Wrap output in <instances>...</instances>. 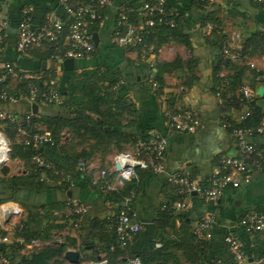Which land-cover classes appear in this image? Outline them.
I'll return each mask as SVG.
<instances>
[{
    "label": "crops",
    "instance_id": "1",
    "mask_svg": "<svg viewBox=\"0 0 264 264\" xmlns=\"http://www.w3.org/2000/svg\"><path fill=\"white\" fill-rule=\"evenodd\" d=\"M111 1V5L100 12L102 25L93 32L98 38L97 45L94 43V56L87 60H76L74 70L67 72L63 63H54L50 59L41 63L39 53L30 52L26 56L18 57L15 52L16 27L21 9L30 8L34 26L37 27L48 12L56 10L61 14L56 8L55 0H0V17L9 21L3 60L16 62L22 71L42 75L45 79L54 76L62 97L68 92L69 83L75 74L101 69L107 73L108 82L117 81L114 84H117V88L113 89V86L111 90L117 98L127 100L135 114L130 117L131 124L117 131L132 137L156 130L168 139L165 170L161 173L139 171L141 182L135 209L141 231L129 242L125 250L126 258L120 254L110 264H126L127 258L148 252L162 232L171 228L174 231H189L187 227L182 228L180 217L187 226L195 227L201 219L209 215L213 217L211 238L200 250H188V245H170L166 249L165 260L149 264H235L224 242L227 232H233L239 237L245 255L244 264H264V230L261 233L248 234L238 224L247 215H256L264 221V166L259 169L253 167L251 182L238 189L226 190L216 205L193 195L187 208L174 211L170 218L161 217L175 200L174 188L166 182L169 173L188 171L198 181L206 183L216 170L218 158L221 155H235L237 152L229 127L242 126L240 116L246 109L235 101L224 108L214 89L217 78L224 77L222 79L233 81L230 93L227 94L232 97L236 96L240 84H250L252 104L264 118V85L253 83V72L246 63H225L220 49L214 45L220 35L219 30L225 36L238 31L244 35V39L246 35L264 33V3L255 0H209L207 6L199 7L197 0H167L169 10L180 13L177 34L171 36L159 31L152 33L146 39L148 48L143 49L123 48L113 44L118 7L127 5L132 9L138 8V4L137 0ZM208 17L218 20V31L214 34L206 28L205 21ZM130 21L135 25L139 23L135 12L130 14ZM260 39L255 37V44L247 43V47L251 53L250 59L264 70L260 61L264 45ZM243 43L245 44V40ZM176 59L180 63L174 66L172 63ZM154 77L161 80L158 89L150 87L149 81ZM57 108L56 105H40L36 116L45 113L54 116ZM0 109L25 114L29 106L26 103H0ZM180 109L199 118L201 126L195 133H179L169 128L168 115ZM224 123L228 124L227 127H224ZM36 126L49 131L41 123ZM249 140L264 153V134ZM86 144V141L80 143L75 150L82 155L87 154L90 146ZM109 147L113 149L112 145ZM41 152L51 163L68 170L72 178V188L62 190L58 187L65 189V185L61 184L63 174L57 184H51L52 178L48 179L40 174V181H46L48 185L58 189L44 192L18 189L14 192L19 199L15 203L23 210L22 224L30 235L20 252L21 257L26 259L24 264H72L64 255L67 251L76 250L81 253L79 264H91L98 257H105L109 242L113 239L112 221L116 207L105 201L81 176H77L80 175L79 172L66 165L58 154L44 148ZM26 166L28 165H25L19 175L12 173L9 178L27 176L32 165L29 168ZM4 188L7 189L0 186V194ZM68 192H72L71 198L67 197ZM73 199L86 205L88 211L81 219L80 231L70 233V238L76 239V243L59 252L60 246L67 244H62L66 237L62 234L63 230H58V225L64 222L60 217L69 219L68 205ZM54 203H61L62 207H49ZM56 251L58 253L54 255ZM16 261L19 262V259Z\"/></svg>",
    "mask_w": 264,
    "mask_h": 264
},
{
    "label": "built area",
    "instance_id": "2",
    "mask_svg": "<svg viewBox=\"0 0 264 264\" xmlns=\"http://www.w3.org/2000/svg\"><path fill=\"white\" fill-rule=\"evenodd\" d=\"M207 6L209 0H197ZM264 3V0H255ZM56 8L62 11V17L56 10L48 12L42 23L34 26L30 8L23 7L16 27L15 52L18 57L29 54L36 48L50 44L53 48L49 59L54 63H63L67 59H91L96 50L93 41L94 29L102 25L101 10L110 6L111 0H55ZM138 8L120 5L117 9L116 27L112 42L123 48L147 49L148 35L163 28L176 29L180 13H172L168 8L167 0H137ZM137 14L138 24H132L130 14ZM9 21L0 17V103L16 105L26 103L29 106L27 113L17 115L0 109V148L6 150V157L0 166L9 163L11 143L2 125L13 126L15 134L20 139L24 149L39 148L42 145H53L52 134L47 130L31 127L34 114L31 106L64 104L63 97L57 86L55 77L43 78L22 71L16 62L3 60V51L6 46ZM208 31L212 26L207 24ZM243 36L238 31L227 34L221 47L220 55L226 62H244L253 72V83L264 85V70H261L254 60L244 52ZM264 65V55L260 57ZM220 79L224 77H219ZM153 89L158 87L157 82L150 80ZM120 84L122 81L119 82ZM41 84V85H40ZM117 88V84L113 89ZM223 106L236 102L246 110L240 116L244 122L252 114V89L250 84H243L235 97L227 95L222 98L221 90L216 93ZM168 126L172 131L195 133L201 126L197 116H192L183 110L168 115ZM224 123V127H227ZM237 152L235 155H221L217 161L216 170L206 183L198 181L188 171L169 173L166 178L168 185L174 188L175 200L171 209L181 211L189 206V199L196 195L207 203L218 204L224 192L228 189H238L248 185L252 180L253 167L259 169L264 166V153L249 139L264 134V118L256 126H236L230 130ZM66 133L63 132L62 135ZM168 149V139L156 130H149L143 135H135L125 149L114 151L102 160L93 156L79 161L75 169L83 178L89 179L90 186L100 193L106 201L116 207L113 217L114 243L110 251L125 250L131 239L141 231V224L137 221L135 201L139 196L141 177L139 171L161 173L165 170L164 161ZM37 172L40 174L57 173L56 165L40 154L31 158ZM62 182L66 190L72 187V179L65 175ZM70 215L76 219L72 230L67 227L63 230L64 236H70L72 231L79 232L81 219L87 213L88 207L78 200H70L68 205ZM23 210L13 202L8 201L0 205V264H9L8 255L3 246H24V226L21 221ZM9 215L8 221L5 216ZM213 217L209 215L201 219L194 227L193 234L197 240L207 241L211 238V224ZM246 233L256 234L264 230L263 219L256 215H247L238 221ZM8 227H11L8 229ZM33 242V241H32ZM224 242L235 264H244L245 255L239 237L233 232H227ZM160 242L155 243L160 248ZM91 264H109L107 257L91 262ZM126 264H142L140 258H128Z\"/></svg>",
    "mask_w": 264,
    "mask_h": 264
},
{
    "label": "trees",
    "instance_id": "3",
    "mask_svg": "<svg viewBox=\"0 0 264 264\" xmlns=\"http://www.w3.org/2000/svg\"><path fill=\"white\" fill-rule=\"evenodd\" d=\"M197 4L199 7L204 6L203 5L204 3L200 1H197ZM60 13H61L60 15L62 16L61 10H60ZM62 17H65V16H62ZM42 21L40 22V24L42 23ZM205 22L206 24L209 23L213 25V29L215 27V29L212 30V34L218 31L217 30V27H218L217 19L208 17ZM177 30H178L177 28L176 29L163 28L159 32H164L172 36V35L177 34ZM218 34L220 35H218L219 36L218 40L214 43V45L218 46V48L221 51V47L224 43L226 36L222 34L220 30ZM245 37L246 38L244 39V35H243V41L245 40V44L243 43V46H244V52L248 57L251 55V53L248 51L247 43L255 44V40L253 39L257 37V39L261 38L260 42H262L264 45V33L250 34V35H246ZM184 42H186V40ZM52 51H53V48L50 44H44V46L40 48H36L33 51H31V53L33 54L39 53L41 55V56L39 55L40 62L43 63L47 59H49V56L50 54H52ZM262 55H264V53H262L261 56ZM224 62L232 63V62H226V61ZM179 63H180V60L176 59L172 64L176 66ZM96 72H97L96 70L95 71L87 70V71H84L82 74L74 75V77L71 79V82L69 83L70 85H69L68 92L63 94L64 104L61 107L58 106L57 113L54 116H50L46 113L39 114L38 117L36 115L34 116L31 127L35 131L36 129H38L36 126L37 123H41L47 126L54 139L53 145H42L41 147L36 148V149L31 148V147L28 149H24L22 147V144L20 143V139L15 134L13 126L10 124L2 125V129L6 133L7 137L9 138L10 143H11V138L16 141L13 147V151L15 152L16 156H18V158L16 159L23 161L25 165H28L26 166L28 168H29V165L30 166L32 165V170L25 177L12 176L11 178L9 177L3 178L0 176V186L7 187V189L4 188V190L1 191L0 205L8 201L18 202L19 199L14 195V192H16L18 189H23V190L29 189V190H35L37 192H44L45 190H50V189H58L56 186L48 185L46 181H40L39 179L40 173L38 174L36 172V169L31 162V158L34 154H40L46 158L45 154L41 152L42 148L52 151L53 154H58L61 157V159H63V161L66 163V165L75 169L76 164L81 160H87V158L90 159L93 156L100 157L102 160H104L105 157L111 154L112 152L125 149L126 148L125 146H127L132 141L133 136L130 137L124 132H120L119 130L117 131V129H121L127 126L128 124H131L132 120L129 121L127 125L119 126V123H117L116 121H113V122L111 121L112 118H110V121H107V122L102 121L103 120L102 117L104 116V114L103 116H101L97 114L94 115L93 113L90 112V109H92V105L94 104L102 105L103 104V105H109L108 106L109 112H114V114L111 113L109 117L117 116L119 113L120 114L125 113V115L129 117H131L132 115H135L131 104L125 99L117 98L115 94L113 93V91H111L112 87L117 81L108 82L107 84L108 91L106 90L107 93H104L102 97H98V99H92L88 103L84 102L85 97L83 95H80V94L76 95V92L81 91L83 88L81 84L82 81L80 82L79 80L85 77H91L92 75H95ZM152 80H154L158 84V87L156 89L160 88L161 80L158 77L157 78L154 77ZM232 83H233L232 80L230 82V80L228 79L217 78L214 89L216 90V93L220 89L222 98L225 99L227 94L230 93V90L233 86ZM242 85L243 84H240V87ZM231 104H228L227 107L231 106ZM249 107L252 108V114L247 120L242 122L241 124L242 126H256L259 123V121L263 118L262 116L259 115L257 108H255V106L252 103L249 105ZM12 113L17 114V115H22V114H18L15 112H12ZM91 115H94L95 117L93 118ZM233 127H236V126H230L229 130H232ZM63 131L69 132L70 139L69 141H66L67 143L61 144L62 141H61L60 135L62 134ZM82 136H85L86 142L93 143L92 145H90L89 152H87V154L83 153L82 155L78 153L75 149L72 148V146L70 148H65L66 146L70 145L69 143L72 142L74 137L76 138V137H82ZM110 145L113 146V149H110L109 147ZM56 168L58 170L57 172L58 174L52 173L53 178L51 179L52 180L51 184H55V183L57 184L58 181H60L62 177H64L65 175H69L71 177L68 170H65L64 168L60 169L57 166ZM61 174H63L62 177H61ZM77 176L80 177L81 175H77ZM82 180L87 181L88 183L90 182L89 179H86L83 177H82ZM61 184L63 185L64 183L61 182ZM58 187H60L62 190H66V188L63 189L62 186H58ZM50 206L59 207L61 206V203L60 204L54 203V204L49 205V207ZM164 212L165 213H163L161 217L170 218L171 217L170 214L174 213V210L169 208V209H165ZM60 218L63 219L64 222L58 225V230L59 231L64 230L67 227H69L72 230V225L74 224L76 217L70 215L69 219L65 216L60 217ZM180 218L183 222L182 228L187 227L189 231H186V232H182L181 230L174 231L173 228H171L169 231H164L162 232L161 237L156 241L162 244L160 248L155 247V243H156L155 242L153 243L151 249L148 252L140 254L138 256H134V257L140 258L142 264H149L150 262H155V261H159L162 259L165 260V252H166L167 247L170 245H176V246L188 245L189 246L188 250H200V248L204 246L205 243H207V241L197 240L193 234L194 227L187 226L186 223H184L183 218L182 217ZM69 221H70V224H69ZM25 228L26 227H24V237L27 240V239H30L29 238L30 235L28 234V229L26 230ZM114 241L115 240H114V233H113V239L109 242V245L106 249V255H105V257L109 259V264L111 263L114 257H117L120 254L126 258L125 256L126 249L123 251L121 250H115L114 252L110 251V246L114 243ZM75 243H76V239H71L70 236H66L62 243L66 245H62L60 243L62 246H60L61 248L59 252H62L66 246L72 247ZM2 249L5 251V253L9 257V260H10L9 264H15V263L24 264V262H26L25 257H21V253H20L22 249L21 246H12V245L3 246ZM57 253L58 251H56L54 255H57ZM134 257H131V258H134ZM17 259H19V262L16 261Z\"/></svg>",
    "mask_w": 264,
    "mask_h": 264
},
{
    "label": "rangeland",
    "instance_id": "4",
    "mask_svg": "<svg viewBox=\"0 0 264 264\" xmlns=\"http://www.w3.org/2000/svg\"><path fill=\"white\" fill-rule=\"evenodd\" d=\"M76 66V65H75ZM107 73H105L103 70L99 69L97 70L96 74L95 75H92L91 77H85L81 80H79L80 82L82 81V90L81 91H77L76 92V95L80 94V95H83L85 97L84 99V102L85 103H88L90 102L92 99H98V97H102V95L104 93H107V89H108V80H107ZM107 90V91H106ZM113 91V90H111ZM108 106L109 105H92V109H90V112L93 113L94 115L97 114V115H101L104 116L102 117V121H110V118H112V122L113 121H116L117 123H119V126H124L123 124L125 123L126 125L128 124L129 121H131L132 119L125 115L124 114H118L117 116H110L111 113L114 114V112H109L108 111ZM94 115H91L93 118L95 117ZM115 118V119H114ZM61 137V141L62 143H67L66 141H69L70 139V135H69V132L66 131V133H64L63 135L61 134L60 135ZM75 138V137H74ZM72 140V142H70L66 145L65 148H70L72 146L73 149H75L76 146H79L80 143H85V136H82V137H76L75 140ZM10 141V140H9ZM15 140L11 138V150L12 152H10V162L9 163H6L7 165L10 166L11 168V174H18L21 173L25 167V164L23 163V161H20L16 158H18V156H16L15 152L13 151V147H14V144L16 143V141L14 142ZM81 141V142H80ZM93 143H88L87 142V146H90L92 145ZM13 145V146H12ZM87 161H88V158H87ZM22 162V163H21ZM37 172V171H36ZM39 174V172H37ZM58 174V173H57ZM45 176L44 177H47L48 179L49 178H53V174L52 173H47V174H44ZM41 178V176H40ZM51 181V179H50ZM50 183V182H49ZM69 217V216H68Z\"/></svg>",
    "mask_w": 264,
    "mask_h": 264
},
{
    "label": "water",
    "instance_id": "5",
    "mask_svg": "<svg viewBox=\"0 0 264 264\" xmlns=\"http://www.w3.org/2000/svg\"><path fill=\"white\" fill-rule=\"evenodd\" d=\"M97 35L94 33L93 34V40L94 43L97 45ZM74 64L75 61H73L72 59H67L63 62V68L65 71L67 72H72L74 70ZM31 111L34 115H36L38 113V106L36 104H33L31 106ZM0 176L3 178H8L11 176V168L9 165L7 164H3L0 166ZM72 192H68L67 193V197L71 198ZM10 218L9 215L5 216V220L8 221ZM65 258L72 264H79L80 263V258H81V253L80 251L76 250V251H67L65 252ZM101 257H98L97 260L99 261Z\"/></svg>",
    "mask_w": 264,
    "mask_h": 264
},
{
    "label": "bare ground",
    "instance_id": "6",
    "mask_svg": "<svg viewBox=\"0 0 264 264\" xmlns=\"http://www.w3.org/2000/svg\"><path fill=\"white\" fill-rule=\"evenodd\" d=\"M6 157V150L4 148H0V163L5 161Z\"/></svg>",
    "mask_w": 264,
    "mask_h": 264
}]
</instances>
